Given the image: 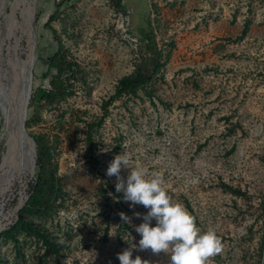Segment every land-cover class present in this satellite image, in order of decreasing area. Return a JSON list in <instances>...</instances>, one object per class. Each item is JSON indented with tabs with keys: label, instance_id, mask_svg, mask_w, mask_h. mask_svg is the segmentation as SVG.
Here are the masks:
<instances>
[{
	"label": "rangeland",
	"instance_id": "1",
	"mask_svg": "<svg viewBox=\"0 0 264 264\" xmlns=\"http://www.w3.org/2000/svg\"><path fill=\"white\" fill-rule=\"evenodd\" d=\"M34 13L25 126L49 146L58 187L47 208L19 209L0 232V264H120L129 248L171 264L170 253L138 249L134 213L148 210L106 175L120 153L130 157L122 179L134 167L160 173L197 226L216 230L224 247L208 264H264V0H37ZM59 42L73 61L69 94L46 106ZM154 56L162 65L148 86L122 89ZM2 123L0 107V135ZM36 170L6 207L28 198Z\"/></svg>",
	"mask_w": 264,
	"mask_h": 264
},
{
	"label": "clouds",
	"instance_id": "2",
	"mask_svg": "<svg viewBox=\"0 0 264 264\" xmlns=\"http://www.w3.org/2000/svg\"><path fill=\"white\" fill-rule=\"evenodd\" d=\"M129 163L130 157L126 153L115 155L106 169V175L116 177V192L123 193V200L131 202L130 207L142 205L148 210L143 215L134 213L143 221L135 227L141 237L138 249L151 250L157 255L170 253L171 264H208L209 259L224 247L216 230L208 228L202 231L197 226L196 218L169 195L160 173L149 174L143 167H134L126 180L122 179L121 168L129 169ZM119 215L126 224L130 222L123 212ZM153 220L155 226H150ZM117 258L120 264H150L138 255L133 259L132 248L118 253Z\"/></svg>",
	"mask_w": 264,
	"mask_h": 264
},
{
	"label": "bare ground",
	"instance_id": "3",
	"mask_svg": "<svg viewBox=\"0 0 264 264\" xmlns=\"http://www.w3.org/2000/svg\"><path fill=\"white\" fill-rule=\"evenodd\" d=\"M36 2L37 0H0V104L3 107L8 104L9 95H13L12 99H15L17 93L24 90L26 92L30 83L29 68L33 69L37 59L34 53L36 39L32 35L34 30L36 32L33 26ZM21 38L22 49L18 48ZM3 145L0 157V232L7 228L24 204V196L21 194L16 201V204H21L19 208H15L16 204L12 208L6 207L5 194L16 182L33 173L31 141H21L18 138L13 155L9 145Z\"/></svg>",
	"mask_w": 264,
	"mask_h": 264
},
{
	"label": "trees",
	"instance_id": "4",
	"mask_svg": "<svg viewBox=\"0 0 264 264\" xmlns=\"http://www.w3.org/2000/svg\"><path fill=\"white\" fill-rule=\"evenodd\" d=\"M65 51L64 45L59 42L55 51L48 57L49 66L54 67L56 73L50 76V89H41L40 92L39 97L44 100L46 106L52 104L57 97L64 98L69 94V89L63 76L68 71H71L73 61L68 58ZM161 65L162 62L155 56L146 58L142 69L136 75L131 74L122 89L131 92L139 87L146 88L152 76L159 72ZM34 139L36 142V177L35 181L30 185L28 198L21 209L28 207L34 209L47 208L58 187L50 148L43 139L37 137ZM123 225H126V228L130 226L129 223L126 224L124 221ZM21 228H23V220L19 219L11 227V231L20 230Z\"/></svg>",
	"mask_w": 264,
	"mask_h": 264
},
{
	"label": "water",
	"instance_id": "5",
	"mask_svg": "<svg viewBox=\"0 0 264 264\" xmlns=\"http://www.w3.org/2000/svg\"><path fill=\"white\" fill-rule=\"evenodd\" d=\"M35 18H36V14H34L33 19ZM33 26L37 32L35 21H33ZM36 32L34 30V32L32 33L35 39H36ZM22 45L23 43H22V38H21L20 43H18V48L22 49L23 47ZM34 53L37 56L36 49H34ZM29 72H30V83L27 87L26 92L24 90L22 92L17 93L18 95L15 97V99H12L14 98L12 97L13 95H9V101H8L7 106L5 107L1 106L0 104V107L3 113V123L1 126L0 137H3L5 139L4 144L9 145L10 152L12 155L15 152L14 150L16 149L18 138L21 141L22 139L28 142L31 141L32 142L31 158L33 162V171H34V167L36 165V142H35L34 137L30 135V133L26 130V126H25L28 97L30 96V89H31L32 77H33V69L29 68ZM15 102H17L18 104H16ZM14 141H15V144H14ZM29 149H31V146L29 147ZM23 196H24V202H25L27 200V196L25 194H23ZM20 206H21L20 203L16 204L15 208L17 209Z\"/></svg>",
	"mask_w": 264,
	"mask_h": 264
}]
</instances>
